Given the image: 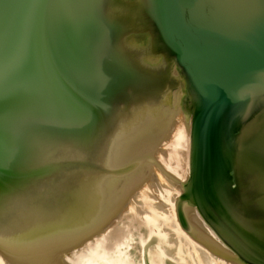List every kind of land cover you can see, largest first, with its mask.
I'll use <instances>...</instances> for the list:
<instances>
[{
	"label": "water",
	"instance_id": "obj_1",
	"mask_svg": "<svg viewBox=\"0 0 264 264\" xmlns=\"http://www.w3.org/2000/svg\"><path fill=\"white\" fill-rule=\"evenodd\" d=\"M144 191L264 264V0H0V259L152 264Z\"/></svg>",
	"mask_w": 264,
	"mask_h": 264
},
{
	"label": "bare ground",
	"instance_id": "obj_2",
	"mask_svg": "<svg viewBox=\"0 0 264 264\" xmlns=\"http://www.w3.org/2000/svg\"><path fill=\"white\" fill-rule=\"evenodd\" d=\"M182 139V137L180 138ZM147 191H144L141 195L140 205L135 204L130 208V211H136L139 214L140 206H144L147 204L149 208L150 214H147L145 218L150 224V229L153 235H156L157 243L153 242L152 245L148 244L146 247H150L154 249V253L152 254L154 258L151 257L152 264H168L169 259L176 262V264H218L216 260H214L209 254H207L204 250H202L201 246L192 241L182 230L179 226L176 225V230L179 234L177 238L172 237L167 231L161 227V224L158 223L157 219H160L168 214L167 209H163L162 201L157 202V197H153ZM152 217V218H151ZM176 232V231H175ZM176 239V240H175ZM106 238L102 239L97 243V247H100L104 244ZM185 245L189 246L188 253L189 255H185ZM95 247H93L94 249ZM90 250L88 254L82 252V257L88 256L90 253H95L99 255L97 252V248L93 251ZM147 250V249H146ZM187 253V251H186ZM192 259V263L188 262V258ZM168 260V261H167ZM112 264H129L127 259H113L110 261ZM0 264H5L0 259ZM222 264V262H219Z\"/></svg>",
	"mask_w": 264,
	"mask_h": 264
},
{
	"label": "rangeland",
	"instance_id": "obj_3",
	"mask_svg": "<svg viewBox=\"0 0 264 264\" xmlns=\"http://www.w3.org/2000/svg\"><path fill=\"white\" fill-rule=\"evenodd\" d=\"M134 234H135V242L138 243L139 242V239H138V236H137V231L134 230ZM139 249L140 247H133L131 249V252L132 254L134 255L135 259H136V262L139 263L140 262V254H139Z\"/></svg>",
	"mask_w": 264,
	"mask_h": 264
}]
</instances>
